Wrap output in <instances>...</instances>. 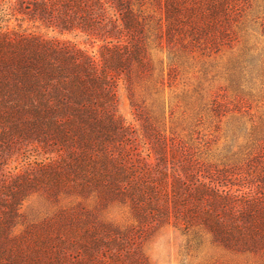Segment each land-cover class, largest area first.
Instances as JSON below:
<instances>
[{
  "label": "trees",
  "instance_id": "trees-1",
  "mask_svg": "<svg viewBox=\"0 0 264 264\" xmlns=\"http://www.w3.org/2000/svg\"><path fill=\"white\" fill-rule=\"evenodd\" d=\"M14 11L82 36L98 56L9 27ZM255 33L264 35V0H14L13 8L0 0V264H60L65 244H79L85 256L73 264H124L123 257L143 264L130 246L138 230L163 224L205 232L264 264V120L247 133L254 147L235 170L166 134L163 118L143 106L146 95L154 103L171 88L186 65L203 69L205 60L239 45L224 69L234 102L212 100L207 111L218 119L249 116L246 87L264 104V50L246 40ZM120 91L140 130L119 113ZM21 141L54 156L8 177L4 162ZM236 178L247 180L242 191L232 190ZM39 188L52 199L94 192L98 204L126 205L137 225L94 222L77 203L58 210L53 225L15 233L21 203Z\"/></svg>",
  "mask_w": 264,
  "mask_h": 264
},
{
  "label": "rangeland",
  "instance_id": "rangeland-1",
  "mask_svg": "<svg viewBox=\"0 0 264 264\" xmlns=\"http://www.w3.org/2000/svg\"><path fill=\"white\" fill-rule=\"evenodd\" d=\"M5 1L12 8L14 7V0ZM14 14L15 16L9 20V27L24 29L27 33L40 35L47 39L67 41L76 44L94 57L98 56V46L90 44L82 36L73 37L72 33L61 32L54 27H46L40 22L29 20L26 16L15 13V11ZM246 40L249 46H253L257 50H264V35L255 33L254 37H246ZM238 47L235 46L221 57L205 60L203 69H201L200 63L186 65L179 72L171 88H165L162 93L158 94L154 103L152 96L146 95L143 105L150 117L160 120L163 118L166 134L171 131L183 141L193 143L201 156L214 163L218 168L231 167L235 170L254 147L246 136L247 133H250L252 126L258 125L264 120V104L255 101L253 97L255 90L250 86L245 89L250 96H243L250 104L249 116L240 117L228 113L218 119L211 116L207 109L210 108L212 100L223 101L229 107L233 104L235 92L229 87L228 76L224 69L229 54L236 52ZM118 99V111L121 116L127 122L132 123L137 130H140L139 123L134 120L133 111L130 110L129 101L123 91L119 92ZM198 120H200V124H198ZM237 121L242 123V128L239 131L235 129ZM138 138H141L140 135ZM138 138L133 141V144L139 148ZM53 156L34 142L21 141L20 145L15 146L11 154L6 157L3 171L7 173L8 177L14 173L28 172L32 169L31 172L37 168V163ZM238 161L240 162L238 163ZM232 172L235 171L232 170ZM246 181L242 178L230 181L233 184L232 190L242 191L241 186ZM45 193L39 188L23 200L19 207L20 221L16 226L15 233H20L28 226L46 223L53 225L58 210H69L77 203L90 213L94 222L108 224L118 229L136 227L137 225L126 205L115 202L98 204L94 192H90L85 198L60 194L56 199L47 197ZM130 247L131 250L136 249L132 258L134 260L136 258L137 261L141 260L143 264L260 263L258 256L227 250L215 244L209 234L205 232H183L171 224H163L146 231L138 230L135 243ZM61 249L64 250V260L62 259L60 264H73L78 260L77 258L85 257L80 252L79 244H65ZM112 252H114L113 249L110 252L107 251L108 257ZM96 255L104 257V250H100ZM121 260L124 264H128L126 257Z\"/></svg>",
  "mask_w": 264,
  "mask_h": 264
}]
</instances>
